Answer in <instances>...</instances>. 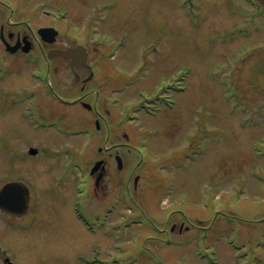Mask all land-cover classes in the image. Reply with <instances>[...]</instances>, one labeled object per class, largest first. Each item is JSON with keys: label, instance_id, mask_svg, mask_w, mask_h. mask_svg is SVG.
I'll list each match as a JSON object with an SVG mask.
<instances>
[{"label": "rangeland", "instance_id": "rangeland-1", "mask_svg": "<svg viewBox=\"0 0 264 264\" xmlns=\"http://www.w3.org/2000/svg\"><path fill=\"white\" fill-rule=\"evenodd\" d=\"M9 1L11 11L19 10L9 15L11 21L37 14L31 27L55 23L60 30L55 46L91 41L97 51L89 63L97 74L87 88L102 89L103 118L101 133L92 126L91 139L63 134L60 128L84 130L96 116L43 90H35L37 104L29 105L36 98L25 100L23 93L40 87V52H33L34 61L5 56L0 185L24 180L33 193L24 218L0 212V264L3 254L16 264H264L263 2ZM58 6L68 10L67 17L59 16L66 10ZM49 69L57 94L65 99L80 94L68 61L55 58ZM178 73L185 76L181 84L187 90L168 89L177 101L174 108L156 100L162 110L156 117L146 115L140 91L153 99L163 83V92L175 84ZM110 98L118 99L116 105ZM92 99L93 94L85 98ZM131 110L138 111L135 121L127 120ZM35 114L45 126L35 122ZM51 118L58 127L50 128L45 120ZM106 124L115 141L120 136L126 142V133L127 143L138 146L136 152L129 145L119 149L122 170L106 157L109 171L98 188L89 171L108 143ZM29 147L38 154L30 155ZM139 152H145L144 165ZM77 200L84 214L104 220L101 229L87 231L74 213ZM170 238L181 243L169 245Z\"/></svg>", "mask_w": 264, "mask_h": 264}, {"label": "flooded vegetation", "instance_id": "flooded-vegetation-1", "mask_svg": "<svg viewBox=\"0 0 264 264\" xmlns=\"http://www.w3.org/2000/svg\"><path fill=\"white\" fill-rule=\"evenodd\" d=\"M9 9H10V6L6 5L4 1L0 0V43H1L2 47L4 48L1 51L4 54L9 53L8 51H6V44L5 43L7 42L12 46H19L20 47L19 50L14 53L15 56L23 55L24 52L22 49H23V47H25L27 45H30V47H31V51L29 52L30 54L32 52H34L35 50H39L42 53V55H44L45 51H46V47H49V45L47 43H44V42L40 43L38 41L37 35L34 32V29L32 27L24 24V22L22 20L21 21L16 20V21H12L11 23H8L7 20L9 18ZM1 21H3V22H1ZM24 39L26 40V42H24ZM56 48H59V47L56 46ZM91 50L95 51L96 48L91 47V46L88 47V63H89V59H90V55H91ZM56 58H58V57H56ZM65 60L68 61V67H69V69L72 72V75L74 77V83H76L80 86V94L75 96V98H74L75 104H77L78 106L80 105V106L84 107V110L89 112L92 117L96 116L94 121H95V124L100 129L101 128L100 120L103 118V116H102L103 114L99 108L98 101H99V97H100V94L102 92V89L100 88L98 90H92V89L87 88L88 81L90 82L92 79H94V77L97 74L96 70H94V66L89 63V66L78 67V68H75L74 70H72L70 67V61L71 60H69V59H65ZM75 72L78 73V78H76V75H74ZM92 72H94V73L92 74ZM91 94L94 95L95 101L93 99H92L93 102H90V100L89 101L85 100V98ZM63 101L66 103H69L67 99H63ZM71 104H74V103H71ZM106 130H107V134L109 135L110 145L107 146L105 149L103 148L102 152H104V154L95 160V162H96L97 160L102 159V160H104V164L102 166H100L94 174H92L93 181H94L96 187H98V188L101 186V183L103 182V180L105 179V177L109 171V164L111 162L110 158L115 159L116 156L119 154V149L127 145L126 143H122L121 141H119L120 136L117 137L118 140L115 141L116 135H114L111 132V130L109 129L108 126L106 127ZM123 137L125 139H129L127 134H123ZM111 139H112V141H111ZM128 150L131 151V149H128ZM107 156H109L110 158L109 159L106 158ZM100 174H101V178L98 180L97 178ZM135 181H139L138 176L135 177ZM135 185H136V182H135ZM183 225H184L183 222H181V224L179 226L180 231L183 230V228H184ZM176 226H177V224L175 223V224H173L172 228L174 229Z\"/></svg>", "mask_w": 264, "mask_h": 264}, {"label": "water", "instance_id": "water-1", "mask_svg": "<svg viewBox=\"0 0 264 264\" xmlns=\"http://www.w3.org/2000/svg\"><path fill=\"white\" fill-rule=\"evenodd\" d=\"M39 32L42 34V37L49 42H53L57 34V32L52 28H43L40 29ZM73 51L74 49H70L66 51H60L58 53L73 57L78 55L77 52H75V54L72 53ZM31 152L35 153V150H32ZM99 164L100 162L98 163V165ZM121 166L122 165L120 161V167ZM28 200L29 191L24 184L19 182L9 183L0 191V208L10 214H24L28 209Z\"/></svg>", "mask_w": 264, "mask_h": 264}]
</instances>
